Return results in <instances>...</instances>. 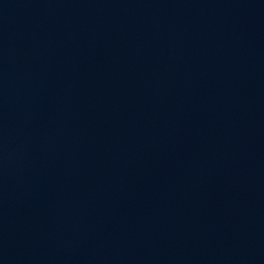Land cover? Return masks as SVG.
Wrapping results in <instances>:
<instances>
[{
	"label": "water",
	"instance_id": "obj_1",
	"mask_svg": "<svg viewBox=\"0 0 264 264\" xmlns=\"http://www.w3.org/2000/svg\"><path fill=\"white\" fill-rule=\"evenodd\" d=\"M0 264H264V0H0Z\"/></svg>",
	"mask_w": 264,
	"mask_h": 264
}]
</instances>
